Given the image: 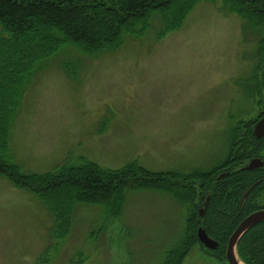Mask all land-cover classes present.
Masks as SVG:
<instances>
[{
  "label": "rangeland",
  "instance_id": "obj_1",
  "mask_svg": "<svg viewBox=\"0 0 264 264\" xmlns=\"http://www.w3.org/2000/svg\"><path fill=\"white\" fill-rule=\"evenodd\" d=\"M160 29L154 13L149 27L125 32L115 49L45 59L10 130L9 152L23 173L46 172L67 157L107 168L136 161L176 175L222 164L229 130L264 109L263 91L246 90L263 30L222 0H200L178 29L158 37ZM63 61L75 63L72 76ZM196 197L193 204L128 189L115 217L102 205L75 202L70 228L41 264H161L203 207L204 199L196 209ZM52 223L32 190L0 175V264H35ZM208 249L195 242L181 264H227Z\"/></svg>",
  "mask_w": 264,
  "mask_h": 264
},
{
  "label": "trees",
  "instance_id": "obj_2",
  "mask_svg": "<svg viewBox=\"0 0 264 264\" xmlns=\"http://www.w3.org/2000/svg\"><path fill=\"white\" fill-rule=\"evenodd\" d=\"M199 1L0 0V175L7 176L17 187L32 190L53 218L48 232L49 245L35 264L46 262L59 238L67 233L75 202L102 205L110 216L115 217L121 213L125 191L139 188L166 191L193 204L199 196L196 209L209 196L204 216L198 212L191 229L188 225L183 239L165 253L161 264H181L190 246L201 243L196 236L198 226L218 242L217 247L208 249V252L226 259V240L236 222L227 225L222 178L216 179L221 164L209 171L176 175L152 172L136 161L120 168H107L82 157L76 160L67 157L46 172L23 173L9 152L10 130L23 95L35 73L44 67L45 59L55 57L58 52L73 53L76 49L91 54L115 49L121 44L125 32L140 34L149 27L154 13L161 20L158 33L161 37L178 29ZM222 1L250 28L263 30L257 42V62L249 77L254 84L246 86L247 91L261 95L262 91L264 93V0ZM30 35L33 39H28ZM59 65L69 76L74 74L75 63L72 67L66 61L59 62ZM258 117L248 123L238 121L229 130V136L254 139L252 128ZM64 187L70 188H65L62 194ZM228 211L233 213L229 216L238 213L235 204ZM251 231L247 232L251 236L247 244L241 247L242 240H239L237 245V252L246 264H251L252 257L264 252L260 251Z\"/></svg>",
  "mask_w": 264,
  "mask_h": 264
},
{
  "label": "flooded vegetation",
  "instance_id": "obj_3",
  "mask_svg": "<svg viewBox=\"0 0 264 264\" xmlns=\"http://www.w3.org/2000/svg\"><path fill=\"white\" fill-rule=\"evenodd\" d=\"M261 112H264V109L261 110ZM263 115L264 113L259 115L256 121H258ZM253 158H259L261 162L257 163L253 168L245 169L244 167L248 165ZM220 173L223 174L222 187L224 189V203L226 204L227 209L226 215L228 216L227 225L236 222V227L248 214L256 210L264 209V134L261 137H254V139L229 137L224 150ZM219 174L217 176H219ZM250 187L251 189L248 191L247 195L241 200L245 191ZM208 200L209 196L207 195L203 200V204L207 205ZM234 204L238 213L234 216H229L233 213H230L228 210L232 205L234 206ZM254 229L257 246L260 247V251H264V220L249 228L242 237L246 235L248 231H253ZM230 234L227 237L226 244ZM208 236L211 237L210 235ZM242 237L239 239L242 240L241 247L247 244L246 242L251 236L247 234L246 237ZM250 263L264 264V252L252 257ZM227 264L229 263L227 262Z\"/></svg>",
  "mask_w": 264,
  "mask_h": 264
},
{
  "label": "water",
  "instance_id": "obj_4",
  "mask_svg": "<svg viewBox=\"0 0 264 264\" xmlns=\"http://www.w3.org/2000/svg\"><path fill=\"white\" fill-rule=\"evenodd\" d=\"M253 133L257 137H261L264 133V115L254 124L253 127ZM261 162L259 158H253L250 160L249 164L246 165L244 168L249 169L253 168L257 165V163ZM223 176V174H220L217 179H220ZM251 189L248 188L245 193L243 194V197L241 200L244 199V197L247 195L248 191ZM205 211V205L200 209L199 213L202 216ZM264 219V209L263 210H256L252 213L245 216L238 225L234 228L232 233L230 234L226 248H225V256L227 258V261L229 264H244L237 255V242L241 235L253 224L256 222ZM197 238L202 244H204L205 247L208 248H216L218 245V242L214 240L213 238L209 237L207 233L205 232L204 228L201 226L197 229Z\"/></svg>",
  "mask_w": 264,
  "mask_h": 264
},
{
  "label": "bare ground",
  "instance_id": "obj_5",
  "mask_svg": "<svg viewBox=\"0 0 264 264\" xmlns=\"http://www.w3.org/2000/svg\"><path fill=\"white\" fill-rule=\"evenodd\" d=\"M200 216H201V215H200ZM202 216H203V215H202ZM262 220H264V219H262ZM262 220H260V221H262ZM260 221H258V222H260ZM258 222H256L255 224H257ZM255 224H253L252 226H254ZM252 226H251V227H252ZM251 227H249V228H251ZM249 228H248V229H249ZM248 229H247V230H248ZM247 230H246V231H247ZM246 231H245V232H246ZM245 232H244V233H245ZM244 233H243V234H244ZM243 234H242V235H243ZM242 235H241V237H242ZM241 237H240V238H241ZM240 238H239V239H240ZM238 241H239V240H238Z\"/></svg>",
  "mask_w": 264,
  "mask_h": 264
}]
</instances>
